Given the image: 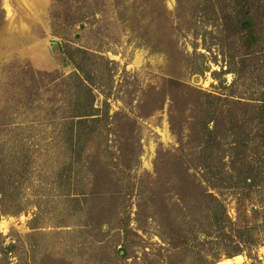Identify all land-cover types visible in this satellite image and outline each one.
I'll return each mask as SVG.
<instances>
[{
  "label": "rangeland",
  "instance_id": "obj_1",
  "mask_svg": "<svg viewBox=\"0 0 264 264\" xmlns=\"http://www.w3.org/2000/svg\"><path fill=\"white\" fill-rule=\"evenodd\" d=\"M253 2L247 46L234 0H0V264H264V180L240 200L231 137L200 132L218 98L261 127ZM201 187L248 225L240 246L200 218L190 245L172 243L164 206L176 190L198 204Z\"/></svg>",
  "mask_w": 264,
  "mask_h": 264
},
{
  "label": "trees",
  "instance_id": "obj_2",
  "mask_svg": "<svg viewBox=\"0 0 264 264\" xmlns=\"http://www.w3.org/2000/svg\"><path fill=\"white\" fill-rule=\"evenodd\" d=\"M234 1L235 4L240 7L241 17H239L238 22L239 25H241V29L244 31L246 45L249 46L259 39L258 29L260 26L259 24H261V19L258 16H255V11H253L258 6L253 2L255 0ZM2 22L3 11L0 8V25ZM207 96H209V99H213V101L216 102V99L213 98L216 96H212L211 94H207ZM217 100V105L208 100L205 104L202 103L204 113L201 116L200 121L202 127V130H200L201 142H203L205 134H208L211 137L215 134L214 138L216 139L218 130H226V136L229 138L231 137L232 152L227 167L228 169L236 171V176L238 177L239 182L242 183L239 184L238 187L234 185L227 189H231L234 193L237 192L238 198L244 200L249 198L251 194L259 191L261 185L258 184L260 181L264 180V90L259 98V101L262 103L255 106H249L254 110L253 115H250L249 118H258V120H260L259 124L261 127L255 134H253L252 131H245L244 123L241 121V116H245L246 114V106H244L242 110H236L235 107H232V105H234L232 100L222 98H218ZM221 102L222 104H220ZM211 122L213 123V128H211ZM71 140L70 143L74 144L75 142L72 137ZM257 152H259L260 155L254 157ZM67 161L65 159V162L61 165L63 170L72 168V163ZM74 161H77V159ZM5 163L8 164L7 161L0 159V165ZM232 175L233 174H231V177ZM9 186H11L9 180L4 179L3 183L0 185L2 193L3 191L9 192ZM217 192L218 193L215 194L208 189L201 187L200 196L202 198L201 201L196 204L188 202L183 197L184 193L176 190V193H174L176 195L174 204L171 206L168 205L167 207L164 206L166 208L165 215L167 222L170 223L168 228L175 229L173 236L176 238H172L173 244H176L175 242L178 241L179 238L183 240V246L190 245L189 240L192 238L191 235L194 234L196 236V234H198L196 224L200 218L205 223V229L203 232L206 233L208 237H218L223 239V236H232L235 240L237 239L235 241L237 246H240L239 244H241V241L244 240L246 235L241 234L240 228L248 227L245 223L246 219L243 218L245 224L237 228L228 225L227 222L231 219L228 216L224 203L219 199V195L222 194V191L220 190ZM146 206L148 207V203ZM164 210L165 209H163L161 213ZM253 211L258 214L260 210L254 208ZM255 217L258 218L259 215H256ZM123 229H125V226H123ZM247 240H251L253 244L257 243V240L252 238V235L251 237H248ZM236 253L241 252L232 251L229 252V255L232 256Z\"/></svg>",
  "mask_w": 264,
  "mask_h": 264
}]
</instances>
